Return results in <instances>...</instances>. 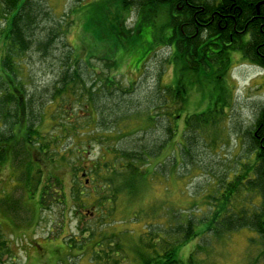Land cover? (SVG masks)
Returning a JSON list of instances; mask_svg holds the SVG:
<instances>
[{"label": "rangeland", "instance_id": "rangeland-1", "mask_svg": "<svg viewBox=\"0 0 264 264\" xmlns=\"http://www.w3.org/2000/svg\"><path fill=\"white\" fill-rule=\"evenodd\" d=\"M36 1L37 42L32 45L29 52L17 60L19 65L16 67L19 82L24 85L23 89L28 99L31 98L33 114L37 116V113L41 112L40 104L43 100L51 99L68 50L66 46L69 44L76 51L74 57L84 61L82 65L86 70L84 73L88 81L92 82L100 75L105 78L110 75V79L115 81L114 88L118 91L113 94L115 100L112 105L105 98L104 91L97 97L99 114L103 115L101 109L107 108L109 104L113 114L115 110L114 117L118 119L124 115H133V117L121 120L115 127L119 138L115 136L114 139L106 141L103 137L96 136L89 141L81 154L70 155L68 169L61 171L64 174H58L63 183L61 185L64 188V198H60L61 188L54 185L58 193H55L53 199H46L45 207L39 206L40 189H36L37 196L35 194L36 182L39 178L37 157L34 156L35 181L32 178L28 186H25L21 181L24 177L15 179V176H11V170H15L16 167L23 169L28 162L27 155L22 154L24 161L15 160L13 165L12 157L7 154L6 163L4 161V165L0 167V242L5 244L0 256L4 264H102L95 259L97 255L90 249L93 242L83 241V238L87 237L84 235L95 231L98 233L96 242L105 245L106 237L109 236L111 241L114 237L116 244L119 245L126 234L123 231L134 228L128 223L127 213L133 211L148 213L153 223L163 216L164 211L168 213V208H172L175 211H171L168 215V221L172 222L167 223V226L171 227L174 225L171 213L175 214L176 209H182L186 217L198 218L199 215L205 214L213 205L212 201L208 200L215 190L213 182L226 175L232 177L233 173L240 172L242 163H247L245 160L251 144L248 132L254 130L253 126L259 113L264 109L263 70L251 66L242 53H232L230 82L233 88V96H231L234 97L231 98V103L234 101V104L226 118L221 119L220 130H207L200 134L184 131L186 117L208 109L214 95L208 88L209 82L204 76L201 79L194 78V81L193 77L185 79L186 84L190 86L189 99L182 110L183 116L177 123L176 136L168 146L166 154L153 163L164 162V165L157 167V177L151 179V185L138 200L127 197L126 193L120 194L116 206L117 208L119 206L117 215L118 218H122L123 224L117 229H111L108 236H105V231L97 230L100 226L98 223L100 218L94 216L97 215V209L91 206L81 208L78 205L79 200L75 203L72 191L77 182L84 195H87V201L90 203L94 201L93 196L90 197L92 185H86V178L82 177L81 169L90 168L101 156L102 144L106 143L107 146L120 149L136 147L144 143L152 145L156 139L167 138V132L164 131L167 125L165 121L161 122L159 127L146 126L148 115L151 114L149 108L161 103H158V99L154 96L158 85L160 89H164L165 85L175 86L177 83V78L173 79L175 76L172 66L168 63L172 55V46L156 43L153 38L154 34L158 33L157 39L161 42L160 40L167 35V33L163 35L160 31L164 24L168 23L167 10L160 11L156 18L152 16L144 18L143 12L138 7L126 9L121 0ZM1 22L0 71L1 61L7 50L4 38L6 25L4 21ZM139 22V26L136 27ZM129 30H133L131 34ZM53 31L54 34L59 32L60 35L54 38L55 42L49 49L50 52L43 55L39 51L42 50L39 41H43ZM148 56L151 58L145 62ZM108 61L117 63L116 68L111 72H108L106 67ZM200 83L202 90L197 85ZM74 91L80 92L79 89ZM69 95L73 99L78 98L70 93ZM58 103L60 102L56 101L53 108L49 107L44 114V124L40 127L43 128L44 133H48L47 135L60 136L59 128L49 117L50 111L54 110ZM91 107L94 109L89 98L85 97L70 104L62 101L58 111H69L65 118L73 116L71 121L81 122L88 119L91 121V117L94 118ZM176 113L174 110L175 117L178 116ZM152 115L160 117V113L152 112ZM54 116L58 120L62 114L54 113ZM91 127L95 128V125ZM69 140L70 143L77 144L73 138ZM179 142L184 146L188 142L190 155H185ZM33 151L34 149L30 153ZM82 154L84 161L81 160L77 166L73 165ZM15 159L20 158L16 156ZM18 162L25 164L20 166ZM75 169L78 171L74 177ZM19 180L22 184H19ZM260 202L257 194L251 196L244 193V189H240L228 209L232 214L241 213L243 210H250L253 214L252 203L259 205ZM91 227L94 229L90 230ZM205 228L206 225L201 223L197 229L198 236L181 247L180 260L185 261L190 253L196 250L198 252L195 255L196 264H264V240L254 231L241 229L216 239L217 237H213L212 233L208 235L203 233Z\"/></svg>", "mask_w": 264, "mask_h": 264}, {"label": "trees", "instance_id": "trees-1", "mask_svg": "<svg viewBox=\"0 0 264 264\" xmlns=\"http://www.w3.org/2000/svg\"><path fill=\"white\" fill-rule=\"evenodd\" d=\"M183 1L121 0L126 9L138 7L143 12L144 18H150V16L156 18L160 11L166 9L168 23L164 24L160 31L163 35L166 33L167 35L160 40L161 42L157 39L158 33L154 34L153 38L156 43L170 46H172L173 40L178 39L180 27V19L174 18L173 14H181L179 7ZM37 20L36 0H0V31L2 29L1 21H4L6 25L4 38L7 49L6 55L1 61L2 70L0 71V167L4 165V161L6 163L7 154L12 157L13 165L15 160L24 161L22 154L27 155L28 162L26 164L25 162L17 163L20 166L25 164L23 169L16 167L15 170H11V176H15V179L23 176L21 181L25 186H28L32 178L34 179V162H36L34 156H36L37 175L39 176L36 185L37 190L40 189L39 206L45 207L46 199H53L55 193H58L54 185L61 188L60 198H64V188L61 185L63 183L58 174H64L61 171L68 169L71 161L70 155L81 154L89 141L95 139L96 136L103 137L106 141L114 139L115 136L119 135L115 127L121 120L133 117V115H124L119 119L113 116L115 110L113 114V109L108 105L114 103L115 96L113 94L118 91L114 88L116 86L115 81L110 79V75L107 78L100 75L96 80L88 81L85 75L86 70L82 65L84 61L74 57L76 51L69 44L66 46L68 50H66V57L61 65L62 70L59 73V80L54 93L51 99L41 102V112L37 113V116L34 115L31 111V98L28 99V95L23 89L24 85L19 82L16 67L19 65L17 60L29 52L32 45L37 42L35 38ZM118 24L120 25L121 22ZM139 24L140 22L137 26ZM257 27L259 28V26ZM257 27L255 28L256 31L258 30ZM192 30L194 29L192 28ZM132 31L129 30L128 32L131 34ZM59 35V32L54 34L53 31L43 41H39V46L42 49L39 51L43 55H47L50 52L49 49L54 45V38ZM260 41L264 42V36L254 37L250 45L251 49L256 48ZM234 52L242 53L244 59L251 66L260 68L264 72V50H186L178 42L177 49L172 50L171 58L168 61L175 76L173 79L177 78V83L175 86L165 85L164 89H160L158 85L154 96L158 99V103H161L149 108L148 111L151 114L148 115V125H146L159 127V124L165 121L167 125L164 131L167 132V138L165 140L156 139L152 145L144 143L136 147H121L120 149L107 146L106 143L102 144L101 156L92 163L90 168L81 169L86 180H89V184L92 185L90 197L93 196L94 201L91 202L92 204L87 201V195H84L85 193L77 182L72 194L75 196V203L79 200L78 205L81 208L91 206L97 209V215L94 214V216L100 218L98 231H105V236H108L111 229L119 228L123 224L122 218H118L117 215L119 206L118 208L116 206L120 194L126 193L127 197L138 200L151 185V179L157 177V167L164 165V162L153 163L154 160H159L166 154L168 146L171 145L176 136L177 123L182 118V110L189 99L190 86L186 84V78L193 77L194 81V78L201 79L204 76L209 82L208 88L214 97L209 102L208 109L186 117L184 131L200 134L207 130H220L221 119L226 118L229 109L234 104V101L231 103V98L234 97H232L233 88L230 82V72L233 65L231 55ZM150 58L148 56L145 62ZM116 66L115 61H108L106 64L108 72H111ZM87 67L89 68V64ZM91 69L94 68L91 67ZM201 84L197 85L202 90ZM76 89H79L80 92H75ZM102 91L105 92L104 95L109 104H107V108L101 109L103 115H100L96 103L98 102L97 97ZM69 93L75 98L78 96V98H71ZM85 97H88L90 104L94 106V109L91 107L94 117H91V121L89 119L81 122L71 121L73 116L65 118L69 111H58L62 101L70 104V102L73 103ZM56 101L60 103L54 110L50 111L49 117L59 128L60 136L47 135L48 133H44L45 131L40 127L44 124L46 109L53 108ZM174 110L178 114L177 117L173 115ZM152 112L160 113V117L152 115ZM54 113L62 114V116L57 120ZM55 121H58V124ZM93 124L95 128L91 127ZM253 129V131L248 132L251 144L245 160L247 163H242L240 172L233 173L232 177L226 175L224 178L213 182L215 185L213 194L216 192L217 195L212 194L208 198L213 205L206 210L205 214L199 215L198 218L186 217L182 209H176L175 214L171 213V219L174 222L171 227L170 225L167 226V223L172 222L168 221L170 212L175 211L172 208H168V213L164 211L163 216L153 223H151V217L148 213H135L134 211L127 213L128 223L134 228L123 231L126 234L119 245L116 244L114 237L111 241L109 236L106 237L105 245L96 242L95 238L98 233L95 231L84 235L87 237H84L83 241L93 242L90 249L93 254L97 255L95 259L102 264H196L195 255L198 253L196 250L190 253L185 261L180 260L179 253L181 247L198 236L197 229L201 223L206 225L203 233L206 235L212 233L213 237H217L216 239L241 229H250L264 240V109L259 113ZM72 138L76 140L77 144L70 143L69 139ZM117 138L119 137L117 136ZM179 145L183 147L185 155H190L188 142L185 146L182 142H179ZM33 149L34 151L30 153ZM16 156L20 159H15ZM82 156L83 154L78 157L77 162H74L73 165H79L83 160ZM77 171L78 169L74 170V177ZM21 181L19 180V184H22ZM240 189H244V193L251 196L257 194L260 198L259 205L254 203L251 205V211L254 210L253 214L250 213V210L232 214L231 210L228 209L229 204L238 195ZM251 202H253L252 199ZM165 213L167 214L165 215ZM91 229L94 228L91 227ZM85 231L87 230L85 229ZM199 250L201 251V248Z\"/></svg>", "mask_w": 264, "mask_h": 264}, {"label": "flooded vegetation", "instance_id": "flooded-vegetation-1", "mask_svg": "<svg viewBox=\"0 0 264 264\" xmlns=\"http://www.w3.org/2000/svg\"><path fill=\"white\" fill-rule=\"evenodd\" d=\"M182 3L181 14H173L180 19L178 39L172 41L173 50L178 42L186 50H264L263 41L256 48L250 46L254 37L264 36V0H184ZM3 245L0 242V252ZM0 264H4L2 256Z\"/></svg>", "mask_w": 264, "mask_h": 264}, {"label": "water", "instance_id": "water-1", "mask_svg": "<svg viewBox=\"0 0 264 264\" xmlns=\"http://www.w3.org/2000/svg\"><path fill=\"white\" fill-rule=\"evenodd\" d=\"M88 183H89V181L87 180V181H86V184H88Z\"/></svg>", "mask_w": 264, "mask_h": 264}]
</instances>
